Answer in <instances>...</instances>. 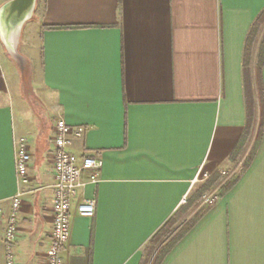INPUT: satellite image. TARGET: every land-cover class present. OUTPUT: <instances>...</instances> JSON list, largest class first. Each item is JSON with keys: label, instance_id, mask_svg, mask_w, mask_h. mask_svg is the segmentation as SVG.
I'll use <instances>...</instances> for the list:
<instances>
[{"label": "crops", "instance_id": "crops-1", "mask_svg": "<svg viewBox=\"0 0 264 264\" xmlns=\"http://www.w3.org/2000/svg\"><path fill=\"white\" fill-rule=\"evenodd\" d=\"M10 1L0 0V9ZM37 2L32 96L22 94L0 37L6 214L23 194L15 262L47 264L53 139L63 119L86 130L70 152L101 163L100 182L79 190L72 204L65 264H154L152 238L174 218L183 225L222 183L216 204L161 264H264V57L256 80L264 26L253 30L264 0ZM21 139L32 154L28 184L17 175ZM200 169L211 177L193 185ZM82 198L96 201L95 218L78 215ZM7 254L0 234V264Z\"/></svg>", "mask_w": 264, "mask_h": 264}, {"label": "built area", "instance_id": "built-area-1", "mask_svg": "<svg viewBox=\"0 0 264 264\" xmlns=\"http://www.w3.org/2000/svg\"><path fill=\"white\" fill-rule=\"evenodd\" d=\"M85 133L84 127H73L63 119H59L55 126L53 229L46 254L47 264H65L63 255L72 232V204L79 190L100 182V161L90 156L79 157L70 152V148L76 142L81 141ZM31 161L29 142L27 139H21L18 143L17 175L23 184L29 183ZM226 174V172L222 173L223 176ZM210 177L208 172L202 174L200 169L193 185L205 183ZM220 188L221 186L218 187ZM218 189H212L202 198L199 205L213 207L219 199ZM22 196V193H18L10 200L7 214L0 206V234L8 249L6 264H17L13 258L12 247L18 239V215L22 207ZM96 205L94 199L82 198L77 205V213L82 217L95 218Z\"/></svg>", "mask_w": 264, "mask_h": 264}, {"label": "rangeland", "instance_id": "rangeland-1", "mask_svg": "<svg viewBox=\"0 0 264 264\" xmlns=\"http://www.w3.org/2000/svg\"><path fill=\"white\" fill-rule=\"evenodd\" d=\"M37 6H38V2L36 5V9H37ZM38 17H39V13L37 14V11L35 10L32 19L25 24V26L22 30V33H21V37H20V41H19V45H18V53L21 55V57L23 58L24 61L22 63H20L13 56H11L9 54V57L12 60V65H13V68H14L16 76H17V77L15 76V77L18 78V80H20L22 82V85H21L22 94L26 93L28 95L30 94L31 96L33 94V93H31L32 92L31 91L32 90V88H31V83H32L31 63H32V58L36 57L37 52H38V49H37L38 48V46H37L38 45V36H37L36 31L34 32V30H35L34 27L36 26V22H37ZM263 37H264V31H263ZM263 37H262V39H263ZM23 85L25 86V88ZM31 98L34 100V97H31ZM33 102H34L33 103L34 106H36L35 101H33ZM16 108H17V105H16ZM17 112H16V114H17ZM221 185H223V186H221ZM221 185H220L221 186L220 189L216 188V189H218L217 196L219 198L225 189L224 184L222 183ZM207 194H205V195H207ZM187 207H189V206H187ZM210 208H212V207L198 205L197 209H195L191 214H189L188 220L185 221L183 225H180L179 217L172 219L173 221L177 222L176 226L172 230V233L164 241H162V243L156 248V251H154L153 255L155 254V256H157L158 253H160V251L165 247V245H167L171 240H173L176 236H178L193 221L194 222L197 221L198 220L197 218H198V216L201 215V213L209 210ZM178 223H179V225H178Z\"/></svg>", "mask_w": 264, "mask_h": 264}, {"label": "trees", "instance_id": "trees-1", "mask_svg": "<svg viewBox=\"0 0 264 264\" xmlns=\"http://www.w3.org/2000/svg\"><path fill=\"white\" fill-rule=\"evenodd\" d=\"M264 26V12L258 17V19L256 20L253 30L254 32H259L261 27ZM46 30H61L62 28H58V27H46ZM250 41V39H249ZM248 41V43H249ZM258 65L256 67V80L259 81V77H260V73H261V69H262V64H263V57H264V37L262 39L261 42V46L259 49V54H258ZM245 79H246V89L250 90V82H251V72L250 70H248L247 67V60L245 62ZM251 119V116H250ZM261 127L262 125H259V130H258V134H257V138L260 137L261 135ZM251 159L248 160L247 164H246V168L247 166L250 164ZM207 211H204L203 213H201L200 216H198L197 219H199L202 215H204ZM196 223V221L192 222L190 225H188L178 236H176L173 240H171L167 245H165V247L160 251L159 255L157 256L154 264H161L165 258V256L168 254V252L177 244V242L179 240H181L186 234L187 232L191 229V227ZM177 222L170 220L168 223H166L164 225V227L152 238V240L150 241V245L147 248L148 250V258L151 257L154 253V251H156V248L162 243V241H164L171 233L172 230L174 229V227L176 226ZM147 258V259H148ZM146 264H148L147 260H146Z\"/></svg>", "mask_w": 264, "mask_h": 264}, {"label": "water", "instance_id": "water-1", "mask_svg": "<svg viewBox=\"0 0 264 264\" xmlns=\"http://www.w3.org/2000/svg\"><path fill=\"white\" fill-rule=\"evenodd\" d=\"M37 1L11 0L0 9V37L10 55L12 48L9 45L16 36H21L25 24L32 19Z\"/></svg>", "mask_w": 264, "mask_h": 264}, {"label": "bare ground", "instance_id": "bare-ground-1", "mask_svg": "<svg viewBox=\"0 0 264 264\" xmlns=\"http://www.w3.org/2000/svg\"><path fill=\"white\" fill-rule=\"evenodd\" d=\"M20 35L19 36H16L14 38V41H13V44L12 45H9L10 48H12V50L10 51L11 52V55L17 60L19 61L20 63H22L24 60L23 58L19 55L18 53V45H19V41H20Z\"/></svg>", "mask_w": 264, "mask_h": 264}]
</instances>
